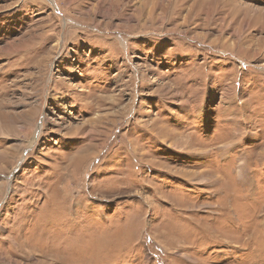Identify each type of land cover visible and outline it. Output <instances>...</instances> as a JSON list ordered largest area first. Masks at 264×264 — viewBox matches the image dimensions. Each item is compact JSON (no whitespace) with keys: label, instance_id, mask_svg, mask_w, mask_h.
Instances as JSON below:
<instances>
[{"label":"rangeland","instance_id":"obj_1","mask_svg":"<svg viewBox=\"0 0 264 264\" xmlns=\"http://www.w3.org/2000/svg\"><path fill=\"white\" fill-rule=\"evenodd\" d=\"M54 3L0 0V264H264V0Z\"/></svg>","mask_w":264,"mask_h":264},{"label":"bare ground","instance_id":"obj_2","mask_svg":"<svg viewBox=\"0 0 264 264\" xmlns=\"http://www.w3.org/2000/svg\"><path fill=\"white\" fill-rule=\"evenodd\" d=\"M51 1H52V3H54L55 0H51ZM54 4H55V3H54Z\"/></svg>","mask_w":264,"mask_h":264}]
</instances>
